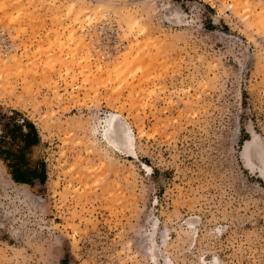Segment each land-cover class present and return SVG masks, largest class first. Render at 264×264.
Returning <instances> with one entry per match:
<instances>
[{
    "label": "rangeland",
    "instance_id": "1",
    "mask_svg": "<svg viewBox=\"0 0 264 264\" xmlns=\"http://www.w3.org/2000/svg\"><path fill=\"white\" fill-rule=\"evenodd\" d=\"M253 137L264 0H0V264H264Z\"/></svg>",
    "mask_w": 264,
    "mask_h": 264
},
{
    "label": "crops",
    "instance_id": "2",
    "mask_svg": "<svg viewBox=\"0 0 264 264\" xmlns=\"http://www.w3.org/2000/svg\"><path fill=\"white\" fill-rule=\"evenodd\" d=\"M18 129L20 130V134L22 133V138L24 139V142L28 138H34L33 144L30 147L35 148L38 145L37 135H35V129L32 126H18ZM5 140H8L9 142H5L7 145H9L12 141L10 136H6ZM7 154L11 153V151H6ZM23 158L20 155L14 156V161H10V156H2L3 163L6 164V170L8 171L10 177L13 179V177L21 180L28 181L30 183L35 181H41L45 177V171L43 168L42 163H35V167H33V163H27V162H20L18 159ZM26 184V183H24Z\"/></svg>",
    "mask_w": 264,
    "mask_h": 264
},
{
    "label": "snow or ice",
    "instance_id": "3",
    "mask_svg": "<svg viewBox=\"0 0 264 264\" xmlns=\"http://www.w3.org/2000/svg\"><path fill=\"white\" fill-rule=\"evenodd\" d=\"M116 132L113 131V136H116ZM107 135V133H106ZM119 139L114 141V143H118L121 150L125 149H133V141L132 138L128 136V130L127 126L121 121L119 125ZM110 140H112V137H108ZM247 148L252 149L254 151L255 157L258 158V163L260 165V171L262 174H264V137H261L259 139L253 137L252 143L247 146ZM246 159L248 156V153H245ZM248 166L250 168H255L256 164L248 162ZM146 172H151V168L145 169Z\"/></svg>",
    "mask_w": 264,
    "mask_h": 264
},
{
    "label": "trees",
    "instance_id": "4",
    "mask_svg": "<svg viewBox=\"0 0 264 264\" xmlns=\"http://www.w3.org/2000/svg\"><path fill=\"white\" fill-rule=\"evenodd\" d=\"M13 180H14L15 182H19V183L32 184V183H30V182H28V181L21 180V179H17V178H15V177H13Z\"/></svg>",
    "mask_w": 264,
    "mask_h": 264
},
{
    "label": "bare ground",
    "instance_id": "5",
    "mask_svg": "<svg viewBox=\"0 0 264 264\" xmlns=\"http://www.w3.org/2000/svg\"><path fill=\"white\" fill-rule=\"evenodd\" d=\"M107 139V138H106ZM108 140V139H107ZM111 143V142H109ZM117 149V148H116ZM242 153L245 154L246 153V145L243 147ZM262 177V176H261ZM264 179V177H262Z\"/></svg>",
    "mask_w": 264,
    "mask_h": 264
}]
</instances>
